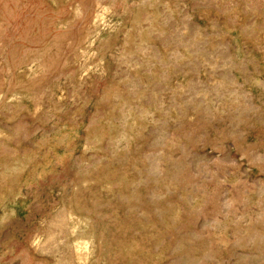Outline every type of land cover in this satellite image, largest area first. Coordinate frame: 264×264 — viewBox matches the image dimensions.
<instances>
[{
  "label": "rangeland",
  "instance_id": "374dc122",
  "mask_svg": "<svg viewBox=\"0 0 264 264\" xmlns=\"http://www.w3.org/2000/svg\"><path fill=\"white\" fill-rule=\"evenodd\" d=\"M0 264H264V0H0Z\"/></svg>",
  "mask_w": 264,
  "mask_h": 264
}]
</instances>
